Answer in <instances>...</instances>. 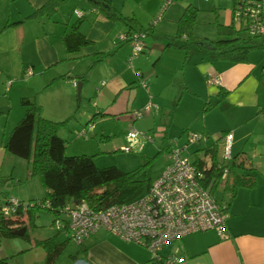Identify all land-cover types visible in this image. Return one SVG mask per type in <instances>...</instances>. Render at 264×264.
<instances>
[{"label":"crops","instance_id":"0c3cea01","mask_svg":"<svg viewBox=\"0 0 264 264\" xmlns=\"http://www.w3.org/2000/svg\"><path fill=\"white\" fill-rule=\"evenodd\" d=\"M47 1L48 0L1 1L0 12L4 10L6 15L0 17V33L8 29L11 30L9 32H15V39L10 48L12 49L15 45L20 46L19 52L21 53L22 61L31 63L33 69L31 75H34L35 79L34 86L38 83L41 88H47L46 96L48 98L47 100H49V106L45 102L43 103L45 111L48 107L53 111L54 107V111H58L63 115L62 117L69 115V117L73 116V118L77 119L76 123L72 122L67 125L69 126V129H67L69 131L63 130V132H60V135L65 138L66 142L68 141L67 147L73 146L74 153H83L81 151L85 149L84 144L88 147L96 144L99 147L102 142H112L111 134H114L116 129L113 128V130H109L108 132L104 128L99 127L105 120H115L118 121L117 123L124 122L123 125H121L125 127V129L119 126V133L123 140V145H126V135L130 126V117L128 113L136 108L142 107L148 99V90L138 87L142 74L146 73V75L150 76L147 82L149 83L150 90L155 95L154 97L159 101L158 111L161 110L164 113L166 111L165 108L170 109L173 99L165 95V88L173 81L169 76L172 65H176L178 71L183 70V74H181V71L176 73L174 78L175 82L177 84L182 81L183 84L185 83L183 90H181L180 98L175 104V111L181 107L182 99L186 95L202 97L201 93H203V90L208 92L207 95L210 100L213 97L218 99L215 103H211L208 99L204 100L205 103L202 110L205 114L212 111L214 107L216 108V105L221 106L223 104L229 105L232 103L238 107L253 106L254 109L257 105H261L259 102L261 98L257 94L260 84H256L252 90L251 85L248 83L253 75V64L249 63L248 60L244 62H230L218 59L217 56H215V58L210 61L206 59L204 53L200 51L201 60L196 62L195 57L191 53L192 45L196 44L191 43L187 37H184L186 38L185 42L181 44L175 42V40L174 42L178 45H188V48L168 45V42H166L162 53L155 57L157 59H155L153 63V65H155L154 69L148 71L152 62V56L150 54L147 55L149 52L148 50L151 48L150 43L146 42L147 47L145 51L133 55V45L129 43L130 41H122L121 39L122 34L132 30L131 26L124 21L112 20L106 17L96 8H92L91 5L88 6V9L83 11L81 16H84L85 20L79 26L80 32L90 39V44L74 52H68L66 50L63 37L72 30L70 24L73 22H70V20L66 18L59 19V16H56V13H60V8L53 15H49L54 18L55 23L66 25L65 28L61 30L60 39H55L54 37L57 35V26H49L45 30H40L33 38L26 30V24L29 19L26 17L42 7ZM81 16H78V18ZM21 20L22 22L18 24L5 27L7 22H17ZM125 24L129 26L127 27ZM60 28L62 29V27ZM29 37L30 41L33 43L30 44L29 50L25 51L26 53L24 54L22 48L27 46V42H30L27 40ZM59 42L61 45H59ZM196 46L197 48H204L206 45ZM0 51H2V46L0 47ZM96 52H107L110 54L104 57L100 62L91 65L94 60L93 54ZM27 53H32L29 55L32 58L26 60ZM171 54L173 55L171 56ZM182 56L184 57L183 59ZM165 58L168 62L172 61V64L166 63L163 65L162 63ZM181 59L183 61H181ZM23 65H25V63ZM83 74L86 75V78L84 81H81L79 76ZM181 76L182 79L178 82V77L181 78ZM213 76H217L220 79L218 84L211 81V77ZM75 80L77 82H83L81 93H84L85 98H87L90 103H92V101L91 98L88 97V93L91 92L90 89L93 85L98 87L95 91V103L93 104L94 113L87 118L84 123L79 119L81 118L80 112L82 111L76 112L77 86L74 84ZM103 81H105V84L102 83ZM180 85L181 84H179V86ZM74 88H76V91ZM237 91L239 94L236 97L235 95L234 97L232 96V99V92L236 93ZM250 91L254 92V94H250L249 97ZM208 103L211 106L207 109L206 105ZM24 112L25 107L21 104V100L16 104L14 101L11 105L0 104V196H2L0 198V203H4L9 197H14L11 196L13 192L7 189V184L11 182L10 179L16 180L20 188H24L27 185L22 184H25V182L31 178L29 162L26 166V174L18 173L17 176H14V167H16V165L21 166L23 163L18 159L21 157L12 154L5 147L9 132H11L14 126V122H17L18 118L22 117ZM72 113H78V118H76L75 114L72 115ZM56 114L58 115V113ZM174 115V112L171 113L172 117ZM98 116H100V118ZM47 117L51 118L48 114ZM96 117L99 118L98 121H96ZM251 119L255 120V126L264 129V125H259L260 123L264 124V106L257 111L256 115L250 116V119H247L248 121L242 118L238 125L235 124L236 127L234 128L236 130L222 127L214 128L213 130V128L209 127L208 120L205 121L200 132L209 136L207 140L201 141L200 143L208 142L212 134L217 131L218 138L212 146L207 145L203 148L199 146L198 149L193 151V155L197 158L202 156L206 162H208V165L212 164L213 159L221 161L222 159H218V143L223 142L219 135L226 130L233 132V153L236 141L241 145L248 136L251 137L255 133V127L250 130L251 132L248 130L247 132H242L241 129H239L245 126V123L249 122ZM261 119L262 122H260ZM135 120L136 119L132 121V124ZM183 125L182 127H185ZM80 129L82 130L79 131ZM188 129L187 127L183 128L177 138L181 140L184 135L183 140L185 142V134L188 132ZM74 130H76L78 134L74 132ZM84 130L86 132L82 135ZM260 132L263 133L262 131ZM170 133L168 128L164 129L162 138L164 143L168 140L169 145L172 147L179 141H173V139L170 138ZM75 136H85L92 139L82 144L77 139L75 140ZM98 136H100V139H97ZM255 138V143H258V146H264V138L257 136ZM141 142L143 143L140 138L137 145H141ZM179 143L181 144V142ZM113 145L116 147L115 142H113ZM144 146L145 145H143V147ZM243 147L244 148L240 151L234 152L233 156L239 152H244L253 162L258 148H253L251 152V150H245L246 145ZM261 148L264 149V147ZM195 153L197 155H195ZM253 167L257 185L253 188L240 187L237 190L226 212L225 238H222V235L218 234L215 230L191 232L163 246L158 251L159 258L162 259L168 256H175L183 259L185 264H264V174L254 163ZM260 172L261 176H258ZM221 188H219V190L222 192ZM20 190L17 192L20 195L16 196L17 199L19 197V200L22 199V201H24L22 197H28V200L41 197L40 195L32 196L29 187ZM20 192H24V194L21 195ZM109 235L111 234L100 231L87 238L83 243H77L79 245V250L76 254L70 256L67 264H157L160 261L158 258L154 259V254L148 247L134 241L124 240L113 234L112 238H107ZM113 238L115 241H112Z\"/></svg>","mask_w":264,"mask_h":264},{"label":"rangeland","instance_id":"374dc122","mask_svg":"<svg viewBox=\"0 0 264 264\" xmlns=\"http://www.w3.org/2000/svg\"><path fill=\"white\" fill-rule=\"evenodd\" d=\"M110 2L115 8H117L125 16H128V18H130L128 19L129 24L136 25L137 27H148L150 24H154V34L145 36L146 42L150 43L151 46V48L148 50L149 52L147 53V55L150 54L152 56V62L148 68V71L154 69L155 65H153V63L155 62V59H157L155 57L162 53L166 42H168L171 38L179 44L185 42L186 38L184 37L186 36L184 35L182 37H177V32L179 28V19L186 6L192 5L198 9L197 18L194 23L192 32L195 37L206 39L205 42L208 41L210 43V41L216 40L220 37V35L218 34L219 23L232 24L234 21L233 2H231L230 0H175L166 7V0H110ZM89 5L90 4L87 0H68L60 7V13H56V16H59V19L66 18L70 20V22H74L79 16L77 13H75V11L79 10L81 13H83L84 10L88 9ZM5 15L6 12L4 10L0 12V17H4ZM234 23L235 28L240 31L239 35L241 37L248 36L244 24H241L237 21H234ZM26 25L28 34L33 36V38L36 36L38 31L45 30L49 26H57V35L54 36L55 39H60L61 30H63L66 26L65 24L55 23L54 18L49 15H39L35 18H29ZM60 27H62V29ZM9 31L11 30H4V32L0 33V47L2 46V51H0V104L11 105V103H14V101L15 104L19 103L21 100V96L32 98L34 97L36 99V102L40 105V114L43 117L49 118L47 117L48 114L51 117L49 119L56 121L65 120L67 117H69V115L62 117L63 115H61L58 111H54V107V113L50 109V107H48L49 100H47L48 98L46 96L47 88H41L38 83L34 86V75L27 73L29 69H31L33 72L31 63H29L28 61H22L21 53L19 52L20 46L15 45V47H13L15 49L10 48V46L13 44V40L15 39V32ZM263 37L264 36H257L256 39H261ZM27 40L30 41V37ZM31 43L33 42H27V46L22 48L24 54L26 53L25 51L29 50V46ZM129 43L132 44V41ZM59 45H61V43ZM192 46L193 47H191V53L195 57L196 62H199L201 60L200 51H202L205 55V58L209 59L210 61L213 60V58H215L216 56V51L210 48L212 45L204 46V48H197L196 45ZM31 54L32 53H27L26 60L32 58L29 56ZM172 55L173 54H171V56ZM183 58L184 57L182 56V59ZM182 59L181 61H183ZM23 62L25 63V65H23ZM248 62L253 64V75L251 76L248 83L251 85L252 90L256 84H260L257 94L261 98L259 101L261 105H257L255 109L253 106L238 107L231 103L229 105H216V108L214 107L212 111L208 112V114H205L202 110L205 103L204 100L210 99L207 95L208 92L206 90H203V93H201L202 97L186 95L182 99L181 107L175 111V104L180 98L181 90H183L185 83L183 84V81L178 84L175 82V75L181 70L178 71L176 69L177 66L172 65L169 76L173 79V81L165 88V95L173 99V101L171 102V108H165L166 111L164 113L161 110L155 112L144 111L145 106L150 101L157 102V104L159 101L156 100V98L154 97V93H152L149 88V83L147 82V80L150 76L146 75V73L142 74V78L138 87L146 88L148 90V99L145 101L142 107L136 108L128 113L130 117V124L128 123L130 125H128L129 128L134 127L140 132L146 133V136L141 135V140L143 141V143L141 142V145H135L132 151H123L121 149L123 140L120 137L119 126H122L124 122L117 123L118 121L115 120H105L101 125H99V127L104 128L108 132L109 130H113V128L116 129L114 131V134H111L112 144L108 142H102L100 143L99 147L96 144L91 147H88L86 146V144H84L85 149H83L84 151L81 152L86 154H94V159L98 167L117 166L120 169L128 172L140 168L138 172L139 178L154 180L170 161L168 154L162 149L165 144H169L168 140H166V143L163 142L162 136L164 129H169V131L171 132L170 138L173 139V141H179L182 144L184 142V135L182 136V139L180 138L181 140H179V138L177 137L185 127L189 128L188 131L200 132L205 124V121L208 120L209 127L213 128V130L214 128L218 127L236 130L234 128L236 127L235 124L238 125V123L241 122L240 120L242 118L244 120H249L250 116H254V114L256 115L257 111L264 106V47L251 49L249 52ZM166 63L172 64V61L168 62L165 58L162 64L165 65ZM182 71L181 74H183ZM178 79V82H180L182 76L181 78L178 77ZM179 84L181 85L179 86ZM97 88L98 87L96 85H93L91 88L92 90L90 89L91 92L88 93V97L91 98L92 103H90L87 98H85L83 92L81 93L80 100H78V97L76 95V99L78 101H76V112L82 111L80 112L81 118H79L82 123H84L87 118H89L94 113L93 104L95 103V91L97 90ZM74 89L76 91V88ZM252 93L254 94V92L252 91L249 92V97ZM238 94V91L236 93L232 92L231 98L232 96L234 97V95L236 97ZM217 100L218 99L213 97L211 98L210 102L215 103L217 102ZM44 102L48 105L47 107L49 108H47L46 111L43 105ZM173 112L175 113V115L172 117L171 113ZM56 113H58V115ZM137 113H142V115L136 117ZM73 114H75L76 118H78V113H72V115ZM98 117L100 118V116ZM98 117H96V121L99 120ZM20 118H18V120H20ZM134 119L136 120L132 124V121ZM262 119L260 120V122H262ZM76 120L77 119L72 118L68 124H71L72 122L76 123ZM251 120L245 123V126H240L241 128L239 129H241L242 132H247V130L250 131L255 127V133L251 137L248 136L245 139L246 141L244 140L241 145L236 141L233 151L236 153L237 151H240L242 148H244L243 146L245 145V150H251V152L253 148H258L253 163L264 174V149L261 148L264 146H258L259 144L255 143L256 136L264 138V129H261L259 126H255V120ZM182 125L185 127H182ZM259 125L264 124L260 123ZM123 128L125 129V127ZM67 129H69V126L63 127L60 132H63V130L69 131ZM81 130L82 129H80L79 131ZM260 131H262L263 133H261ZM74 132L77 133L76 130H74ZM148 137H151L152 140H150ZM217 138L218 131L212 134V137L208 142L191 144L189 146V149L184 151L183 154H187L192 158L194 156L193 151L195 149H198L199 146L201 148L207 145L212 146L214 145ZM76 139L83 144L87 143V141L92 138L85 136H75V140ZM97 139H100V136H98ZM113 142H115L116 147L113 145ZM143 145L145 146L143 147ZM169 146L171 147V145ZM73 150V146H70L69 148L67 147V154H83L74 153ZM223 150V143L219 142L218 159L223 158ZM18 159H20L23 164L21 166L16 165V167H14V176H17L18 173L26 174L25 172L28 161L23 158ZM261 172L258 174V176H261ZM30 177L31 178L27 180L25 184H22L27 185L24 188H20V185L17 184L18 182L16 180L10 179L11 182L7 184V189L13 192L11 193V196H19L20 194L17 192L20 189L22 190L28 187L31 190L32 196H43L45 194V188L41 181L40 175L35 174L31 175ZM20 193L21 195L24 194V192ZM217 196H221L220 190L217 192ZM1 197L2 196H0V198ZM22 198H24V203L28 204V197ZM20 201H22V199ZM35 213L36 214L34 215V218H32L28 222L27 237H24L23 235H16L12 237H2L0 239V258H9L11 264H44L45 250L42 246L37 245L36 241L56 236V239L58 241H67L66 247L58 257L57 262L58 264H67L70 256L72 254H76V252L79 250V245L71 237V233L69 231L59 229L57 227L55 223V215L48 209L40 208ZM112 237V234L107 236V238ZM112 241H115V239L113 238Z\"/></svg>","mask_w":264,"mask_h":264},{"label":"trees","instance_id":"16d2710c","mask_svg":"<svg viewBox=\"0 0 264 264\" xmlns=\"http://www.w3.org/2000/svg\"><path fill=\"white\" fill-rule=\"evenodd\" d=\"M4 1V0H0ZM68 0H48L42 7L35 10L26 18H35L39 15H53ZM92 8H96L106 17L112 20H120L129 24L128 16L115 8L110 0H87ZM197 8L188 5L184 8L179 19L177 37L186 36L191 43L203 45L204 38L195 37L192 29L197 18ZM85 20L84 16L77 18L71 23L72 30L66 33L63 41L68 52H74L81 47L91 43L90 39L80 32L79 26ZM7 22L5 27L18 24ZM132 30L125 33L127 37L122 41H132V33L143 31L145 36L154 34V24L148 27L129 24ZM235 23L218 24L220 37L210 41V45L216 51L218 59L230 62H244L253 48L264 47V37L256 39L257 36L239 35ZM168 45H176L181 48H188V45H178L171 38ZM147 43L145 40V51ZM110 53L96 52L91 65L100 62ZM84 81L86 75H80ZM21 104L25 107L24 115L18 120L5 144L6 149L12 154L27 160L30 164V175H40L45 188V194L39 198L29 200L28 204L19 200L15 211L5 215L0 211V239L2 237L16 236L15 230L27 227L28 222L34 218L35 212L40 208H46L55 215V219L63 214V210L70 202L85 201L90 207L96 210H105L112 205L133 202L146 195L151 187L152 179L139 178L136 169L124 171L117 166L98 167L94 154H67V142L60 135V130L67 126L73 116L65 120H52L40 114V105L33 97H21ZM209 103L206 108H210ZM228 132L226 131H223ZM209 136V135H208ZM162 149L168 153L171 149L165 144ZM195 155H197L195 153ZM199 162V160H198ZM220 162V163H219ZM223 162L213 159L210 167L203 169L204 185L212 188V192L219 191L221 182V164ZM201 164V162H200ZM223 165V164H222ZM224 165L229 167L228 177L222 184L219 200L226 202V212L231 205L237 190L240 187L253 188L257 185L256 175L251 158L244 152H239L232 157V160ZM201 164L200 167H202ZM11 197L6 199V202ZM5 203V202H4ZM28 236V227L23 235ZM45 250L44 264H58L57 260L66 247L67 241H58L56 236L36 241ZM154 259H157L154 257ZM0 264H11L9 258H0Z\"/></svg>","mask_w":264,"mask_h":264},{"label":"built area","instance_id":"2783aa9c","mask_svg":"<svg viewBox=\"0 0 264 264\" xmlns=\"http://www.w3.org/2000/svg\"><path fill=\"white\" fill-rule=\"evenodd\" d=\"M175 0H166V6ZM233 2V19L245 25L250 36H264V0H230ZM79 16L82 13L76 10ZM156 22V21H155ZM133 55L140 53L145 47L143 31L132 33ZM127 35L123 34L121 39ZM32 74V70L27 71ZM218 84L217 76L211 77ZM77 81H74L77 86ZM105 84V81L102 82ZM159 105L150 101L144 108L145 112L158 111ZM142 113H137L136 117ZM85 130L82 135L85 134ZM141 135L134 127H130L126 138L127 143L121 149L132 151L139 143ZM223 142V162L220 166L222 187L228 177L229 167L224 165L232 160L234 134L228 131L219 135ZM150 140L151 137H148ZM208 139L203 132L188 131L184 143H177L167 153L169 163L152 181L149 192L141 198L124 204L112 205L105 210H96L85 201L70 202L63 214L55 219L59 229L67 230L78 243H83L90 236L105 231L117 235L124 240L134 241L150 249L157 264H185L184 260L175 256L160 259L158 251L170 243L195 231L215 230L222 238L226 237V202L218 199L217 191L204 185L203 169L210 167L201 156L183 154L194 143ZM199 160V162H198ZM203 164L202 167L201 164ZM220 163V162H219ZM19 200L11 197L6 203H0V211L10 215L15 211Z\"/></svg>","mask_w":264,"mask_h":264},{"label":"water","instance_id":"95a60500","mask_svg":"<svg viewBox=\"0 0 264 264\" xmlns=\"http://www.w3.org/2000/svg\"><path fill=\"white\" fill-rule=\"evenodd\" d=\"M204 44L206 46H210V43L208 41L204 42ZM211 48H213V47L211 46ZM82 87H83V82H78L77 83V95H78L79 100H80V96H81ZM25 231H26V227H22L18 230H15L14 233L16 235H24Z\"/></svg>","mask_w":264,"mask_h":264}]
</instances>
